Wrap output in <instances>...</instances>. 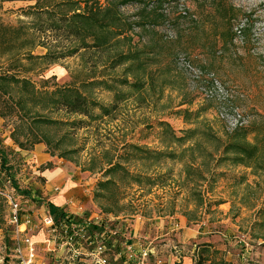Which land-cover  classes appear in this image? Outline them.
I'll use <instances>...</instances> for the list:
<instances>
[{"label":"rangeland","instance_id":"obj_1","mask_svg":"<svg viewBox=\"0 0 264 264\" xmlns=\"http://www.w3.org/2000/svg\"><path fill=\"white\" fill-rule=\"evenodd\" d=\"M107 1L100 0L102 4ZM84 2L0 0V73L26 75L39 91L36 103L33 92L18 83L11 82L6 92L0 90V153L7 158L2 166L0 156V184L15 179L18 190H30L28 204L36 209L47 205L49 172L62 165L84 183L86 193L78 197L81 204L87 202L85 212L98 215L105 225H115L129 237L135 232L133 238L142 249L130 258V264H165L168 257L186 253L194 264H210V259L215 263L216 258L234 264H264V211L259 212L264 208V0H165L161 9L165 17L157 21L152 20L157 2L129 1L120 10L134 27L119 44L93 45L100 30L90 31L85 38L92 45L74 55L50 65L23 56V64L18 65L20 33L15 27L21 22L28 21L46 42L61 39L52 30L35 31L47 26L48 15L43 14L46 21L39 25L41 18L27 13L29 8L69 12L75 6L82 8ZM64 34L61 37L66 40ZM120 49L137 56L114 66L112 58ZM46 50L38 42L33 53ZM190 66L219 80L224 94L215 93L213 81L203 83ZM58 84L78 86L108 105L110 112L103 114L95 107L91 117L64 106H48L50 96L45 90ZM202 84L214 93L208 95ZM235 110L243 114L244 124H232ZM223 111H227L225 116ZM34 116L63 121L41 122ZM242 127L248 134L239 139L257 142L260 158L251 165L235 163L231 155L217 161L223 152L211 135L226 141ZM176 135L188 136L187 142L177 140ZM39 142H45L46 150L54 155L51 159L33 158L32 149ZM133 143L152 151L133 147ZM111 162H121L123 167L107 173ZM108 177L114 183L101 186ZM181 197L198 204L188 213L196 226L205 220L202 228L207 232L198 240L210 246L193 250V244L185 245L177 229L170 228L176 225L175 200ZM242 202L247 205L242 210L244 220L239 217ZM252 203H259L258 209ZM73 204L79 206L75 199ZM8 212L0 195V264L12 253ZM256 212L260 219L250 228ZM36 236L42 238L43 231ZM105 241L106 254L114 262L116 247L111 246V238ZM166 242L176 246L165 249ZM145 248L146 256L142 254ZM175 262L182 264V259Z\"/></svg>","mask_w":264,"mask_h":264},{"label":"trees","instance_id":"obj_2","mask_svg":"<svg viewBox=\"0 0 264 264\" xmlns=\"http://www.w3.org/2000/svg\"><path fill=\"white\" fill-rule=\"evenodd\" d=\"M133 0H108L105 4H102L100 0H85L83 7L75 6L69 12L59 11L55 8H44V6L36 9L27 10V13H36L41 20L38 22L39 25H42L44 21H46L43 17L44 13H47V19L49 22L47 26H38L35 31H40L41 33H47L49 30L55 31L57 35L60 36L61 39L55 38V42L52 43V40L47 41L41 39V36L36 35L33 26L28 23V21H23L15 27V29L20 33V42L17 45V60L18 65H22L23 56L29 58H39L42 61H46L49 63H54L59 58L74 55L78 53L82 48H87L91 46L89 42H87L85 36L90 31L94 33L100 30L99 33H96V37L93 45L97 46H111L114 44H119L120 41L129 37L128 30L134 27V22H130L128 17H125L124 14L120 10V5L124 3H128ZM145 1V0H142ZM153 2H157L153 11L156 13L152 20L157 21L158 17L164 18L165 13L161 12L163 10V5L165 0H150ZM149 2V1H148ZM158 10V11H156ZM65 33V34H64ZM65 35V39L61 37V35ZM82 40L77 42L79 39ZM41 43L47 47V50L41 54H34L33 48L37 46V44ZM137 54L133 51H125V50H117L113 59L114 66L119 65L121 63L126 62L130 57H136ZM142 62L138 64L141 66ZM97 79H92V81L96 82ZM11 82L18 83L21 88L24 90H31L33 92L38 103L37 93H39L35 84L32 80L26 75H19L14 72H1L0 73V90L3 92L8 91L9 84ZM45 93H48L50 96V101L47 104L51 107H59L64 106L68 111L72 112H80L87 114L89 116H93V110L95 107H99L102 110L103 114H108L111 108L100 102L95 98L89 97L86 93H84L78 86L71 84H63L57 85L56 88L52 90H45ZM21 103V101H20ZM22 104V103H21ZM31 109V108H30ZM34 116V119L41 122H59L61 123L63 120L59 118H45V117H37ZM85 121V120H83ZM77 122V121H76ZM168 124L167 122H164ZM189 131V130H188ZM186 130V132H188ZM248 131H246V127L238 128L232 132L230 138L226 141H222L220 137L212 134L211 138H215L219 143H217V148L222 154H220L217 161L228 156H230L235 163H244L246 165H251L252 160L259 159V145L257 142L249 141L247 138L243 140L239 139L240 136L246 137ZM186 135V133H185ZM177 140L181 142H187L186 136H175ZM199 143V142H198ZM131 146L139 148L138 144H131ZM76 148H74L75 150ZM145 151H152V148H141ZM160 152H162L160 150ZM164 152V151H163ZM228 152H233L232 154H228ZM171 153V152H170ZM1 156V165L4 166L6 163V156L0 153ZM123 167L121 162H111V164L106 168L107 173L112 172L113 170ZM214 173V172H213ZM115 179L112 177H108L100 182V185L103 187L108 186L109 184L114 183ZM12 182L15 183L16 187L18 184L15 179H12ZM19 191L25 195L29 196L30 190L27 188L19 189ZM52 212L58 216L59 214H63V209L55 205L54 203H49ZM264 211V208H259V212ZM257 212V214L259 213ZM259 217L254 221L253 226L257 221H259ZM260 221H263L260 220ZM98 229H102L101 226ZM119 250V248H117ZM124 256L119 257V259L115 260L114 264H125ZM111 261V260H110ZM112 262V261H111Z\"/></svg>","mask_w":264,"mask_h":264},{"label":"built area","instance_id":"obj_3","mask_svg":"<svg viewBox=\"0 0 264 264\" xmlns=\"http://www.w3.org/2000/svg\"><path fill=\"white\" fill-rule=\"evenodd\" d=\"M190 67L203 83L210 79L213 81L215 93L224 94L225 88L219 80L210 78L194 66ZM203 87L208 95L214 93L209 87ZM226 112L221 115L225 116ZM231 117L232 124L237 126L245 122L239 110H235ZM0 195L8 204V221L13 231L12 253L5 264H114L106 254L105 240L110 233H118V229L105 225L96 214L70 208L72 199L67 200L69 207L62 210L64 213L56 216L49 203L36 209L31 207L29 196L21 193L11 178L4 185L0 184ZM99 226H102L101 230ZM39 230L43 231L42 238L36 236ZM127 250L131 258L135 252L130 242ZM142 254H148L147 248Z\"/></svg>","mask_w":264,"mask_h":264},{"label":"crops","instance_id":"obj_4","mask_svg":"<svg viewBox=\"0 0 264 264\" xmlns=\"http://www.w3.org/2000/svg\"><path fill=\"white\" fill-rule=\"evenodd\" d=\"M136 144V143H135ZM33 150V154L32 156H34L33 158L36 161L39 162H44L47 161L48 159H51L54 155H52L50 152H48L46 150V144L45 142H39L35 145ZM62 165H59L56 167V170L53 172H49L50 178L52 179V183L50 184L49 190L46 193V201L47 203H54L55 205H57L58 207L65 209L67 208V206L69 207V205L67 204V200L72 199L73 202L70 204V208H79V209H83V207H86V201L81 204L82 201H80L81 199L78 197L80 194L82 195L83 192L86 193V188L83 187L84 183L82 182V179H75L73 177L72 172H70L69 170H66L64 168H62ZM56 173V174H55ZM61 177H63V181H59V179H61ZM100 186V185H99ZM58 189L60 188V191H55L54 189ZM88 189V188H87ZM101 190V188L98 187V191ZM98 193L99 195H102L104 193H99L96 192V194ZM90 195V194H89ZM74 199L77 200L79 206L77 204L76 207H73V203H74ZM184 199V202H183ZM203 200V199H202ZM176 207L175 208V213L173 214V216L176 218L175 220H177L176 225L173 224L172 226H170L171 229H177V233L180 237V240L185 242V245H188V242H190L191 247L193 244V250L194 249H200L201 247H206V246H210L211 244L209 242H200L198 240V238H203L204 237V233L207 232V230L203 227V224L205 223V220H199V222L197 223L198 226H196L195 224H192V215L188 213L189 209H192V205L198 206V204L195 203H190V200L188 201L186 198L181 197V198H177L176 200ZM217 203H221V200H216ZM203 201H201L202 203ZM212 201L210 200L208 204H211ZM191 205V206H190ZM258 204L254 205L252 203L251 206H254L253 209H258ZM250 206V208H251ZM50 207V205H49ZM247 208V205L244 204L243 202L241 203V214L242 216H239L240 219L242 218V220H244L245 218V213L242 212L243 209ZM51 209V207H50ZM194 209V208H193ZM52 211V209H51ZM98 212V211H95ZM189 214V215H188ZM257 212L255 213V216H253L252 220H251V225L250 228L253 227L254 221L257 220ZM239 219V218H238ZM248 222V219H247ZM173 223V221H172ZM175 225V226H174ZM178 225V226H177ZM113 229H118V233L116 234H112L110 233V237L112 239V242H110L111 246L116 247V255L113 254V258L115 260L119 259V257L124 256V263L125 264H130V256L127 250V244L130 242L133 246H134V252H138L140 251L142 248L140 247L141 243H139L140 241L138 239H134L133 234L130 235V237L127 234L121 233V229H119V227L112 225L109 226ZM102 228V226H101ZM101 230V229H100ZM213 231H216L213 230ZM227 230H225L226 232ZM126 237V238H125ZM198 241V242H196ZM201 243L198 245V243ZM124 246V247H123ZM166 246L169 247H174L176 246V244L174 243H164V248L166 249ZM122 249H121V248ZM140 247V248H139ZM117 248H119V250H117ZM162 249V248H160ZM164 249V250H165ZM125 251L127 254H125ZM176 252H179V250L175 249ZM187 252V251H186ZM137 254V253H136ZM115 256V257H114ZM175 256V255H174ZM180 258H176L172 259L170 257L167 258V263L165 264H176V259L181 260L182 259V264H194V260L193 257L190 254H183L180 255ZM218 260V262L215 260V263L212 262V259H210V264H234L231 260L226 259L227 262H225L226 260L224 258H216Z\"/></svg>","mask_w":264,"mask_h":264}]
</instances>
